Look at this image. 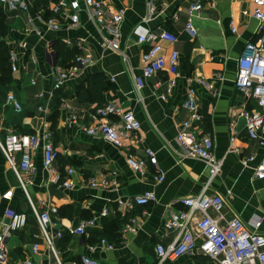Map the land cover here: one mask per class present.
<instances>
[{
	"label": "crops",
	"instance_id": "obj_1",
	"mask_svg": "<svg viewBox=\"0 0 264 264\" xmlns=\"http://www.w3.org/2000/svg\"><path fill=\"white\" fill-rule=\"evenodd\" d=\"M22 1L28 5L27 10L0 1V41L7 52L9 73L8 77L0 75V135L11 129L50 139L58 152L54 167L62 174L66 167H73L75 173L72 187L52 182L38 147L33 153L35 170L24 175L23 188L0 150V233L8 223L4 214L7 208L27 215L26 224L6 237L8 264H20L26 259L42 264L56 262L55 253L41 235L27 195L38 210L48 205L57 207L56 212H50L49 232L62 264H82L83 256L94 257L101 264H158L156 244L166 245L178 234L177 228L165 227V220L172 211L184 207L179 202L181 197L201 192L206 183L207 193L222 197L227 216L235 215L248 228L264 233V179L254 175L255 165L264 162V145L247 135L245 118L239 114L242 108L259 106L254 97L240 92L234 84L242 48L258 36V20L251 15L254 0H216L215 5L205 4L200 10L189 9L195 0H156L158 8L143 26L145 31L164 28L177 36L174 43L159 40L164 54L173 49L179 53L175 83L168 92L167 72L142 76L141 55L148 42L137 41L135 28L147 13V0H102L110 10L124 11L119 26V51L104 47L106 32L84 11L75 26L57 18L60 27L49 28L45 23L54 16L50 9L53 0L39 10L33 0ZM188 19L196 28L195 36L185 29ZM28 25L40 28L41 32L27 29ZM63 46L77 50L76 54L90 53L92 62L65 81L61 87L64 95L53 109L49 95L53 69L69 66L75 57L59 55ZM261 51L264 53V48ZM92 74H101L107 80L102 90L103 102H114L122 111L131 110L140 122L135 137L125 139L121 147L83 129L92 121L90 113L98 106L96 101L79 97L80 90L87 85V76ZM135 77H142L138 89ZM205 82L211 84V89ZM190 87L201 113L195 133L210 135L214 154L223 158L220 171L210 180L208 165L199 158L185 156L176 140L177 124L187 116L181 103ZM9 93L20 102L19 109L7 100ZM163 93L164 99L160 97ZM110 118L117 120L118 116ZM231 123L238 151L230 149ZM144 147L155 152L156 165L148 162L146 173L140 175L126 163L125 157L127 153L143 156ZM249 155H254V159L244 164L243 157ZM158 169L165 174L161 181L156 179ZM91 179L97 184L92 185ZM145 192L152 193L145 205L124 209L116 202L118 198ZM104 207L107 214L99 216ZM127 213L138 218L137 229L130 233L119 229V245L109 248L101 243V239L108 241L115 232L113 220ZM92 217H97V223L87 226L84 234L68 231ZM99 232L103 234L101 238ZM203 256L193 251L160 264H219L209 257L210 261H204Z\"/></svg>",
	"mask_w": 264,
	"mask_h": 264
},
{
	"label": "built area",
	"instance_id": "obj_2",
	"mask_svg": "<svg viewBox=\"0 0 264 264\" xmlns=\"http://www.w3.org/2000/svg\"><path fill=\"white\" fill-rule=\"evenodd\" d=\"M6 2L10 7H22L27 10L28 5L22 0H0ZM216 0H195L190 4V10H200L205 4L215 5ZM164 1L161 6H164ZM255 6L251 15L258 20L256 40L247 42L237 59V75L234 81L236 88L247 96L254 97L259 109L242 108L240 115L245 118V128L250 138H256L259 143L264 145V0H254ZM147 13L142 17L141 22L136 26L138 32L137 41L148 42L147 48L142 52L141 58L142 76L150 77L156 75L159 71H165L169 74L166 79V90H171L175 83L179 65V53L173 49L168 55L161 52L159 40H166L174 43L177 36L168 29H160L158 32L145 31L143 23L147 22L151 15L157 10L156 0H147ZM53 17L46 21L49 28L60 27L57 20H66L69 25L75 26L80 19V12L84 11L98 27L106 32L103 39V45L114 51L120 50V30L119 26L123 19V9L110 10L102 0H53L50 4ZM246 12V11H244ZM36 17L41 18L40 15ZM32 18L28 15V23L31 24ZM27 29H33L37 33L41 32L38 27L28 25ZM185 29L191 36H195L197 31L188 19L185 23ZM81 49L84 48L80 44ZM13 56H11L12 58ZM92 62L90 53L79 52L75 55L72 63L65 67H55L53 69L54 81L49 95L52 96L56 89L63 86L65 81L76 75L82 66ZM15 69V65L12 64ZM34 82V81H32ZM142 85V77H135V86L138 89ZM207 88L211 89V84L205 82ZM42 95V92H40ZM162 99L166 97L163 93ZM8 101H12L14 106L19 109L20 102L9 93ZM187 111V116L177 124L176 140L182 147L185 156L196 157L203 160L209 169V180L214 177L221 169L223 158L217 157L213 152V139L208 134H196V123L201 119L196 97L193 88H188L187 95L181 103ZM41 108V106H39ZM117 115L118 119H111L110 116ZM75 116V115H74ZM70 116V120L75 117ZM92 121L84 125L83 129L89 134L101 135L105 140L111 142L117 147H121L125 139L135 137V131L140 127L139 120L131 110L122 111L114 102H105L96 106L90 113ZM233 124L231 123V129ZM1 127V121H0ZM230 137L231 150L238 151L234 144V134ZM44 136L48 137L49 134ZM41 147L42 163L50 172L49 179L61 186L72 187L75 173L73 167H66L65 174H62L54 167V162L58 152L48 138L41 139L35 133H17L11 129L6 130L3 136L0 135V150L5 156L9 166L14 171L20 184L24 188V175L32 173L35 170L33 164V153L36 148ZM144 155L136 156L127 153L126 163L140 175H144L147 169V163L156 165L155 152L149 148H143ZM17 154L19 158H17ZM254 159V155L244 156L242 162L249 163ZM254 175L264 179V162H260L254 167ZM164 172L158 169L156 179L163 180ZM208 180V182H209ZM92 185L97 184L93 179ZM115 186V181H112ZM207 183L203 190L197 194L181 197L179 202L184 206L181 209L172 211L164 222L166 228H177L178 234L175 239L164 245L157 243L155 252L158 264L165 260H175L181 255L189 252H198L212 259L219 264H264V233L248 228L237 216H227L223 210V199L218 194H210L206 191ZM28 197V201L37 218L41 235L47 243L49 249L55 253L56 262L62 264L56 252L53 249L52 239L49 232L51 223L50 212H56L57 207L48 205L43 210H38L37 206ZM152 198V193L145 192L134 195L129 198H118L116 202L120 208L128 209L133 205H145ZM5 216L8 218L6 228L0 233V264H8L5 240L13 230L22 228L27 221V215L24 211H17L12 208L5 210ZM107 214V207H104L99 216ZM97 223V217L81 220L75 227L69 228L70 233L82 235L85 228ZM256 223V225H258ZM139 226L138 218L131 216L122 226L121 231L133 232ZM101 243L111 248L113 244L105 239ZM37 245H33V250ZM82 264H101L98 259L91 256H83ZM20 264H42L33 262L29 259Z\"/></svg>",
	"mask_w": 264,
	"mask_h": 264
},
{
	"label": "trees",
	"instance_id": "obj_3",
	"mask_svg": "<svg viewBox=\"0 0 264 264\" xmlns=\"http://www.w3.org/2000/svg\"><path fill=\"white\" fill-rule=\"evenodd\" d=\"M34 7L39 10L42 7H45L49 0H33ZM77 53V50L67 48L63 46V49H61L60 54L61 56L70 58L74 57ZM8 66V56L7 52L4 49V45L2 41H0V75L3 77H8L9 73L7 71ZM87 85L83 87L79 92V97L81 99H90L91 101H96L97 105H102L104 102V96L102 94V90L107 86V80L106 78L101 74H92L88 75L86 78ZM64 95L63 88L56 89L51 97L50 105L52 108H56L57 105L60 102L61 96ZM130 218V215L127 213L123 218L117 217L115 220H113V225L115 227V232L112 234L111 238H108V242L113 245H119L122 238L119 233V229L122 228L123 224ZM99 238L103 236L102 233H97ZM204 261H210V259L207 256H203Z\"/></svg>",
	"mask_w": 264,
	"mask_h": 264
}]
</instances>
